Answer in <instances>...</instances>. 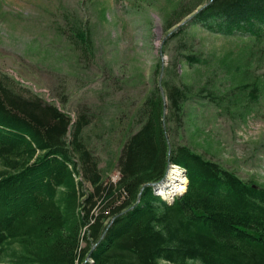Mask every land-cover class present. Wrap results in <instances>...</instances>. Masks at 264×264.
Returning a JSON list of instances; mask_svg holds the SVG:
<instances>
[{"label":"trees","instance_id":"1","mask_svg":"<svg viewBox=\"0 0 264 264\" xmlns=\"http://www.w3.org/2000/svg\"><path fill=\"white\" fill-rule=\"evenodd\" d=\"M206 3L172 34L197 25L246 38L238 70L242 60L261 56L264 0ZM199 5L174 8L166 16L176 18L169 27ZM184 60L205 61L195 53ZM162 86L166 109L178 111L188 91L166 81ZM233 89L253 100L261 93L256 78ZM163 105L154 85L136 112L139 127L125 138L112 181L83 141L85 114L72 120L36 94L24 96L0 71V264H264V186L174 144ZM170 163L185 171L187 182L165 202L150 184L162 180Z\"/></svg>","mask_w":264,"mask_h":264},{"label":"rangeland","instance_id":"2","mask_svg":"<svg viewBox=\"0 0 264 264\" xmlns=\"http://www.w3.org/2000/svg\"><path fill=\"white\" fill-rule=\"evenodd\" d=\"M207 1L0 0V71L24 96L36 94L72 120L85 114L83 141L112 181L119 177L122 144L138 129L136 112L154 85L161 80V86L166 81L185 89L181 108L164 112L173 143L264 186V50L242 60L238 70L246 38L197 25L172 34ZM198 3L169 27L176 18L166 16L174 8ZM188 53L205 61L189 64ZM253 78L261 86L257 100L233 89ZM163 93L166 99L164 88ZM171 163L168 172L180 167Z\"/></svg>","mask_w":264,"mask_h":264},{"label":"bare ground","instance_id":"3","mask_svg":"<svg viewBox=\"0 0 264 264\" xmlns=\"http://www.w3.org/2000/svg\"><path fill=\"white\" fill-rule=\"evenodd\" d=\"M167 173H168V176H167ZM166 176H167V180H166ZM163 181L165 182L162 185H159ZM186 182H187V179L185 177V171L180 167H177V168L174 167L169 172L167 169L166 174L164 175L162 180H160L159 182L151 183L150 185L152 187H155L154 188V191L156 190L155 194H162L164 199L171 200L174 196L181 194L183 191H185Z\"/></svg>","mask_w":264,"mask_h":264},{"label":"water","instance_id":"4","mask_svg":"<svg viewBox=\"0 0 264 264\" xmlns=\"http://www.w3.org/2000/svg\"><path fill=\"white\" fill-rule=\"evenodd\" d=\"M211 1V0H210ZM207 4V3H206ZM206 4H204L203 6H201L199 9H201L202 7H204ZM198 11V9L196 10V11H194L188 18H186V20H184V22L183 23H185L186 21H188L193 15H194V13H196ZM181 24H178L177 26H180ZM162 73V72H161ZM161 75V74H160ZM159 89H160V93H161V97H162V99H163V101H164V105H163V112H165V110H166V103H165V95H164V93H163V88H162V86H161V80H159ZM112 222V219L110 220V222H109V224Z\"/></svg>","mask_w":264,"mask_h":264}]
</instances>
